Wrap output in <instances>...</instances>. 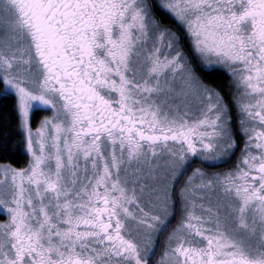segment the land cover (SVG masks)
Returning <instances> with one entry per match:
<instances>
[{
    "label": "snow or ice",
    "instance_id": "snow-or-ice-1",
    "mask_svg": "<svg viewBox=\"0 0 264 264\" xmlns=\"http://www.w3.org/2000/svg\"><path fill=\"white\" fill-rule=\"evenodd\" d=\"M0 217V264H264V0H0Z\"/></svg>",
    "mask_w": 264,
    "mask_h": 264
},
{
    "label": "trees",
    "instance_id": "trees-1",
    "mask_svg": "<svg viewBox=\"0 0 264 264\" xmlns=\"http://www.w3.org/2000/svg\"><path fill=\"white\" fill-rule=\"evenodd\" d=\"M225 84H227V80L225 79L223 81ZM25 161V157L24 156H18L16 158L13 159V163H15L17 166H23V163Z\"/></svg>",
    "mask_w": 264,
    "mask_h": 264
},
{
    "label": "rangeland",
    "instance_id": "rangeland-1",
    "mask_svg": "<svg viewBox=\"0 0 264 264\" xmlns=\"http://www.w3.org/2000/svg\"><path fill=\"white\" fill-rule=\"evenodd\" d=\"M0 218H2V217H0Z\"/></svg>",
    "mask_w": 264,
    "mask_h": 264
}]
</instances>
